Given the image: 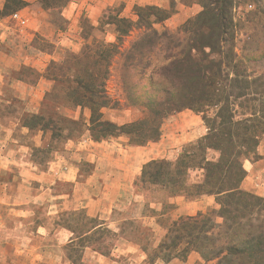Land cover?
I'll use <instances>...</instances> for the list:
<instances>
[{
  "label": "trees",
  "instance_id": "obj_1",
  "mask_svg": "<svg viewBox=\"0 0 264 264\" xmlns=\"http://www.w3.org/2000/svg\"><path fill=\"white\" fill-rule=\"evenodd\" d=\"M200 4L202 11L176 33L154 29L170 13L153 6L137 8L136 21L116 18V43L70 55L67 68L59 66L61 76L52 80L77 95L76 106L89 109L88 132L94 142L125 136L130 144L144 146L159 139L161 125L173 113L190 110L202 115L205 135L185 146L174 163L145 164L138 182L162 187L172 197L212 196L218 209L173 221L152 257L168 264L197 253L206 262L218 259L215 264H264V219L259 218L264 199L239 187L246 175L242 161L256 160L255 150L264 138V72L254 68L264 60V0ZM246 6L254 8L238 14ZM137 29L142 30L141 38L121 54L123 71L138 70L140 79L145 73L162 78L167 87L157 96H134V105L146 115L118 125L103 118L102 110L112 104L104 83L124 38ZM238 35L245 37L241 54ZM209 150L219 153L218 161L206 159ZM194 170L203 172L202 180L188 184V173ZM254 215L256 224L251 222ZM86 219L92 229H100L98 239L111 235L99 220Z\"/></svg>",
  "mask_w": 264,
  "mask_h": 264
},
{
  "label": "rangeland",
  "instance_id": "obj_2",
  "mask_svg": "<svg viewBox=\"0 0 264 264\" xmlns=\"http://www.w3.org/2000/svg\"><path fill=\"white\" fill-rule=\"evenodd\" d=\"M69 1L0 0V17H10L24 11L22 15L27 16L29 26L33 24L36 28L33 31L35 35L25 45V49H29V54L42 53L50 57L45 74L51 84L40 102L36 117L27 112L26 101L14 98L10 92L0 102V264H103L105 258L104 264H132L129 256L122 255L120 243L123 239L133 241L138 246L145 254V264H165L158 259L154 260L152 256L157 253L156 249L172 222L180 217H187L180 214L181 202L171 203L170 199L174 197L168 190L136 181L134 190L137 198L134 197L128 207L124 203L125 198L119 197L118 204L123 207L116 209L110 217L109 221L113 222V227L108 228L111 235L101 239H98L100 229H92L93 225L86 219L89 216L78 208L79 202L68 201L69 195L77 186L84 187L93 170V165L87 162V150L80 146L90 136V111L76 106L74 101L78 100L77 95L68 91L63 83L52 80L61 76L59 66L67 68L66 62L70 60V55L85 52L87 48L95 50L97 46L103 50L101 44L116 43V18L136 21L137 8L153 5H128L124 1H117L104 11L94 25L85 12L75 20L67 19L64 10ZM164 2L165 7L153 6L170 13L168 19L154 24L153 27L158 32L165 30L176 33L187 20L202 11L201 0ZM253 8L254 6L241 7L238 14ZM28 24L26 28L12 23L10 26L19 33L30 30ZM141 36L142 30L137 29L124 38L110 63L109 74L104 83V92L112 104L102 110L103 118L118 125L138 121L146 115L140 107L134 105V96L140 93L157 96L167 87L162 78L152 79L145 73L140 79L138 70L123 71L121 54ZM237 39V53L241 54L245 37L238 35ZM254 68L258 73L264 72V60ZM250 69L253 70L252 67ZM21 73L33 81L40 76L30 69L22 70ZM142 85H146L144 91ZM223 106L224 102L218 107ZM186 111L189 110L173 113L163 122L159 139L165 125L177 114ZM196 115L201 118L203 126L202 115ZM196 141L178 147L179 152L172 159L160 160L174 163L184 147ZM255 155L257 158L254 161H242L246 175L239 187L258 196L246 191L244 184L254 172L255 190H258L257 187L264 188V138L259 142ZM206 159L216 162L219 153L209 150ZM68 168L77 170V184L64 181ZM60 173L63 176L61 179L58 178ZM202 174L200 170L190 171L187 183L200 182ZM180 198L185 203L197 200L184 196ZM60 200L67 201L63 211L57 210ZM72 207H77V211L70 209ZM217 209L214 204L213 208L203 214ZM72 212L78 214L72 216ZM260 214L259 218L264 219V211ZM216 222L220 223L221 219H216ZM251 222L257 223L255 215L251 217ZM187 259L188 257L184 261L178 259L179 264H186ZM217 260L206 262L200 258L195 264H215Z\"/></svg>",
  "mask_w": 264,
  "mask_h": 264
},
{
  "label": "crops",
  "instance_id": "obj_3",
  "mask_svg": "<svg viewBox=\"0 0 264 264\" xmlns=\"http://www.w3.org/2000/svg\"><path fill=\"white\" fill-rule=\"evenodd\" d=\"M117 1L119 3L124 1L128 5L141 3L165 7L164 0H70L64 15L69 20H75L85 12L87 18L95 25L104 11ZM23 12L18 13L22 15ZM10 23L26 28L28 19L26 25L21 26L12 19V16L0 17V102L4 101L7 93L10 92L14 98L27 102L28 113L37 115L40 102L51 85L45 74L50 57L42 53L29 54V49H25V45L27 46L35 35L33 31H36V28L33 24H30L31 26L28 24L30 30L17 33ZM24 42L27 43L23 44ZM25 69H30L36 75L40 74L39 78L30 80L21 73ZM205 133L206 129L204 125L202 126L201 118L189 110L177 114L165 125L159 141L145 146L130 144L129 138L125 136L101 142H94L90 136H87L83 142L84 145L80 146L87 150V162L93 165V170L89 173L84 187L77 186V189L69 195L68 201H78L80 205L77 207L87 213V216L96 217L102 223V227L111 228L113 227V222L109 221L111 215L116 209L120 210L123 207L118 204L119 197L125 198L124 203L128 207L131 204L130 201L134 197L137 198L134 190L135 182L138 181L137 178L140 177L143 166L155 160L172 159L177 156L178 147L198 140ZM77 173V170L68 168V173L64 174V181L75 183ZM254 175L253 172L252 177L245 181L244 189L264 197V188L257 187L258 190H255ZM62 177L60 173L58 178ZM173 197L170 199L171 203L181 202L180 214L185 216L203 213L213 208L215 204L211 196H204L189 203H185L181 196ZM66 202V200H60L57 210L63 211ZM77 207L70 209L75 211ZM120 248H122V255L126 254L129 260L133 261L132 264H145V254L133 241L121 240ZM198 260L200 256L197 253H191L188 255L186 264H195ZM170 264H179V261L173 259Z\"/></svg>",
  "mask_w": 264,
  "mask_h": 264
},
{
  "label": "built area",
  "instance_id": "obj_4",
  "mask_svg": "<svg viewBox=\"0 0 264 264\" xmlns=\"http://www.w3.org/2000/svg\"><path fill=\"white\" fill-rule=\"evenodd\" d=\"M12 19L13 20H16L17 22H18V24L19 25H21V26H25L26 25V23H27V19L26 18H24L20 13H14L13 15H12Z\"/></svg>",
  "mask_w": 264,
  "mask_h": 264
}]
</instances>
